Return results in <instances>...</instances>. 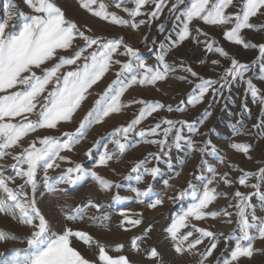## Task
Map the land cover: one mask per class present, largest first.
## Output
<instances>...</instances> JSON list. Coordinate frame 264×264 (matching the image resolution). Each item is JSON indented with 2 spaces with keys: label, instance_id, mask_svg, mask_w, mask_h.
Listing matches in <instances>:
<instances>
[{
  "label": "snow or ice",
  "instance_id": "1",
  "mask_svg": "<svg viewBox=\"0 0 264 264\" xmlns=\"http://www.w3.org/2000/svg\"><path fill=\"white\" fill-rule=\"evenodd\" d=\"M23 3L30 9L28 14L19 11L12 0H9L8 21L12 20L14 15L18 21L16 25H13V31H6L8 22L0 20V159L10 156L13 161L10 165L12 174L6 175V169L0 167V213L18 219L19 223L29 228L30 233L20 241V243H26L27 248L15 250L10 259L7 256L0 259V264H90V261L72 246L71 238L76 237L86 244H90L92 238L87 233L74 231L70 227H64L59 233L51 231L49 221L37 207L35 193L38 170L43 169V183L50 192L57 191V185L60 184L73 187L89 176L99 183L101 190H110L113 187L111 181L103 179L95 171L80 163L67 167L56 178L50 177L48 170L60 167L57 160L72 164L61 153L71 151L73 145L80 143L92 125L104 122L105 118L127 107L128 105L121 103V97L132 86L155 85L159 81L168 79L170 74L179 69L187 74L181 77L182 80L191 84L193 81L189 79L190 76L198 81L187 100L188 104L195 107L202 103L209 93L213 97L223 96L226 89L230 90L232 81L240 80L246 84V92L250 93L253 100L258 101L261 106V118L253 127L264 129V90L257 87L253 78L245 79L253 66L258 63L264 65V37L260 42L249 43L247 37L243 35L245 30L258 33L264 31V24L258 25L252 22L253 18L257 20L264 18V0H174L170 6L168 0H116L115 7L126 13L128 19L108 12L104 4L99 5V10H93L92 6L97 3V0H82L81 6L92 11L94 16L133 30H139L144 25L151 26L154 21L160 20L167 8L174 19L171 30L159 45L156 67L148 65L139 54V50L126 44L123 38L109 40L86 35L76 23L66 18L56 0H23ZM122 5H131V7H122ZM229 8L233 11L229 12ZM138 17L144 18L138 20ZM193 21L221 26L223 37L228 42L244 49L257 50L258 55L251 63H242L234 56H230L223 47L216 46L217 42L208 39L207 33L196 28L194 31L205 37L206 50L218 53L220 57L229 61V66L223 69L217 79L212 80L200 76L183 60L177 65H170L166 62L167 55L192 36L193 29L190 25ZM159 30L161 32L166 30L164 23L159 24ZM77 40L83 43L76 45ZM70 49L73 50L71 55L62 54ZM118 52L119 55L128 59L126 61L114 59ZM53 61L55 62L50 67L45 66ZM211 63L215 66L220 65L219 60H212ZM114 65H119V70L115 73L116 79L108 85L93 107L80 120L74 133H64L66 139L63 140L44 136L30 141L27 146L21 143L30 133L39 129H55L61 122H70L82 102L87 99L89 90L100 82ZM66 67H70L71 70L62 71ZM37 70L40 74H37ZM260 73H264V66L260 67ZM260 78L264 80V75ZM134 103L143 105L139 114L126 127L117 128L110 134V142L115 145L116 151L110 154L107 145H104V152L100 154L97 166L107 165L114 157L118 160L130 146L129 134L135 130L136 126L146 117L164 108V105L159 102L149 103L138 100ZM242 107L247 110L246 104ZM168 110L171 111V107ZM178 110L183 111V109ZM33 115L36 119L30 118ZM205 115H211V113L206 111ZM162 125L167 127L162 128ZM177 125L180 126L177 127ZM185 127L190 133L197 131L196 127L188 121L165 119L147 131L141 130L139 136L159 137L161 131L158 130H162L163 138L144 142L158 145L161 152H164L167 147L168 153L172 151V148L179 151L184 146L194 149L192 139L183 135ZM232 127L234 135L241 134L236 125ZM170 135H172V141L169 146ZM96 143L99 144L98 141ZM17 147L20 148L19 152L10 151ZM231 148L245 154L251 150L250 145L242 143H232ZM199 151L202 154L210 152L215 155L217 148L211 141H207L203 147L199 148ZM85 155L92 159V149H89ZM154 159L159 161L160 155L156 154ZM171 159L169 156L167 161L169 168L173 166ZM221 163H223L222 159ZM144 164L145 161L141 160L131 169L133 173H137L135 176L137 182L142 181L144 175L155 179L160 172L158 167L149 169L144 167ZM141 168L143 173L139 171ZM208 171L212 174V178L203 183L202 191H197L196 186L189 182L187 189L170 197L173 200L182 199L189 195L191 190L193 203L173 220L167 231L174 241V250L177 254L192 253L193 250H197L198 245L203 243L204 238H213L214 242L210 247L200 253L199 264H205V261L212 256L219 243L218 235L224 236L225 243L229 239H235L234 249L230 256L222 260V264H239L242 258L250 259L253 256L254 241L264 240V215H258L257 205L252 203V198L256 197L259 200V212L264 213V167L255 173L243 172L239 178L241 186L254 189L249 194L235 191V203L229 205L237 210L235 224L239 234H236L235 230L230 235L215 234L195 224L191 225V230L182 233V229L189 228L190 219L201 221L223 216L226 218L225 223L234 222L233 213L227 209L208 210L220 196L227 198V193H219L216 187H212L214 182H222L226 186L232 185L228 173L219 175L217 179L218 174L215 168L209 167ZM252 178L260 183L249 185L247 181ZM17 179L21 181L20 184H16ZM200 179L203 180V177ZM164 184L166 187L169 186L167 180ZM26 188L31 189V194L25 190ZM132 191L136 193L137 198H144L150 196L153 188L149 185L144 191L139 189H132ZM114 199L119 201L121 197L117 195ZM139 202H143V199ZM162 205L163 200L157 198L147 206L154 209ZM85 207H93L97 210L101 208L99 204L90 201ZM83 212L84 208H77L66 219L82 218ZM121 215L125 216L122 227L124 223L133 227L142 223L141 219H130L123 212ZM107 218V216L104 217V219ZM150 230V228L147 229L146 233ZM194 232L199 233V236L190 239ZM9 239L15 240L16 237L0 232V242H6ZM132 245L134 248H139L137 239H133ZM97 246L100 264H131L126 256L114 258L108 254L105 246ZM121 248L122 246H118L115 251H120ZM0 255L3 254L0 253ZM158 256L157 250L151 249L149 257L156 259Z\"/></svg>",
  "mask_w": 264,
  "mask_h": 264
},
{
  "label": "rangeland",
  "instance_id": "2",
  "mask_svg": "<svg viewBox=\"0 0 264 264\" xmlns=\"http://www.w3.org/2000/svg\"><path fill=\"white\" fill-rule=\"evenodd\" d=\"M168 2L170 6L174 0H168ZM12 3L17 6L19 11L25 14L30 12L23 0H12ZM56 3L64 11L66 18L76 23L86 35L109 40L123 38L126 44L139 50V54L148 65L158 66L156 56L159 45L168 35V31L171 30L174 19L167 8L160 20L154 21L151 26L144 25L139 30H133L130 27H121L94 16L92 11L81 6L82 0H56ZM115 3L116 0H97L92 9L99 10V5L104 4L108 12L116 13L121 18L128 19L126 13L115 7ZM8 5L9 0H0V20L8 22L6 31H13V25H16L18 21L15 15L12 20L8 21ZM122 7H131V5H122ZM228 11L231 12L233 9L229 8ZM142 18L144 17L137 19ZM252 22L258 25L264 24V18L260 20L253 18ZM160 23L165 24L166 30L164 32L159 30ZM190 28L193 29L192 36L167 55L166 62L170 65H177L183 60L200 76L212 80L217 79L222 74L223 69L229 66V61L220 57L218 53L206 50L205 37L196 33L194 31L196 28L207 33L208 39L217 42L216 46L223 47L230 56H234L242 63H251L258 55L257 50L244 49L228 42L223 37L221 26L193 21ZM243 35L247 37L249 43L260 42L264 37V31L258 33L253 30H245ZM82 43L79 40L75 42L76 45ZM72 51L70 49L62 54L71 55ZM114 59L126 61L128 58L119 55L118 52ZM212 60H219L220 65H212ZM54 62L45 66L50 67ZM262 66L264 65L259 63L253 66L252 71L246 74L245 79L253 78L257 87L264 90V80L260 78L261 75H264V73H260ZM67 70H71V68L62 69V71ZM118 70L119 65H114L105 77L89 90L87 99L82 102L81 107L70 122H61L55 129H39L30 133L21 143L27 146L30 141L44 136L63 140L66 139L64 133H74L80 120L93 107L95 101L103 94L108 85L116 79L115 73ZM37 74H40L39 70H37ZM184 75L187 74L178 69L175 73L170 74L168 79L159 81L155 85L140 86L137 84L129 88L121 97V103L128 105L127 107L122 108L119 113H114L105 118L104 122L92 125L80 143L73 145L71 151L61 153L72 164L57 160L60 167L48 170V175L56 178L67 167L80 163L95 171L103 179L111 181L113 187L110 190H101L99 183L89 176L73 187L60 184L57 185V191L50 192L43 183V169L38 170L37 191L35 193L37 207L49 221L51 231L59 233L64 227H70L74 231L87 233L92 238L90 244H86L76 237L71 238L72 246L88 259L90 264H100L97 245L105 246L108 254L114 258L121 255L126 256L131 264H199L200 253L210 247L211 243L214 242L213 238H204L203 243L198 245L197 250H193L192 253L177 254L174 250V241H172L167 229L177 216L187 210L193 200L190 195L191 190H189V195L182 199L173 200L170 197L187 189L189 182L196 186L197 191H202L203 183L212 178V174L208 171L209 167L216 169L217 179H219V175L228 173L232 185L226 186L222 182H214L212 187H216L219 193H227V198H224L223 195L220 196L209 206L208 210L222 211L227 209L233 213L234 222L232 224L225 223L226 218L223 216H218L215 219L206 218L201 221L190 219L189 228L182 229V233L191 230V225L195 224L197 227L212 231L215 234L230 235L233 230L239 234V229L235 224L237 210L234 207H229V205L235 203V191L239 190L244 194L254 191L251 187H244L239 184V178L243 172L255 173L264 167V129L253 127L261 118V106L258 101L253 100L250 93L246 92V84L236 80L231 82L230 90L226 89L223 96L213 97L209 93L202 103L193 107L187 103V100L191 96L192 88L198 81L189 76V79L193 81L190 84L181 79ZM138 100L149 103L159 102L164 105V108L146 117L136 126L135 130L129 134L128 143L130 146L118 160L114 157L107 165L97 166L99 156L104 152V145H107L110 154L116 151L115 145L110 142V134L117 128L126 127L139 114L143 105L134 103ZM245 104L247 110L242 107ZM169 107H171V111L168 110ZM178 109H183V111ZM206 111L211 115L206 116ZM30 118L36 119L34 115ZM165 119L188 121L196 127L197 131L194 133H190L186 127L183 130V135L190 137L194 142V149L184 146L179 151L172 148V151L168 153L167 147L164 152H161L158 145L144 142L145 140L163 138L162 130H158L161 131L159 137L146 135L142 138L139 136V132L141 130L147 131ZM233 125L240 129V135L233 134ZM179 126L177 125V127ZM165 127L167 125H162V128ZM168 140L170 146L172 135L168 137ZM97 141L99 144L96 143ZM207 141H211L216 146L217 153L215 155L210 154V152L202 154L199 151V148L203 147ZM232 143L248 144L251 146V150L248 154L237 152L231 148ZM89 149H92V159L85 155ZM10 151L19 152L20 148L17 147ZM156 154L160 155L159 161L154 159ZM117 155H119L118 152ZM169 156L172 158V168L168 167ZM221 159L223 163H221ZM141 160L145 161L144 167L149 169L158 167L160 169L155 179L149 175H144L142 181L137 182L135 179L137 173H133L131 169ZM12 163L10 156L0 159V167L6 169V175L12 174L10 168ZM139 171L143 173V168ZM200 177H203V180ZM165 180L169 182L167 187L164 184ZM20 183L21 181L17 179L16 184ZM247 183L251 185L260 183V181L252 178ZM115 185H119V187H115ZM149 185L153 188L149 197L137 198L136 193L132 191V189L144 191ZM25 190L31 194L30 188ZM117 195L121 197L119 201L114 199ZM157 198L163 200V205L154 209L149 208L147 205ZM140 199H143V202H139ZM89 201L99 204L100 210L85 207ZM252 203L257 205V214L264 215V213L259 212V200L256 197L252 198ZM77 208H84L82 218L67 220L66 217L72 215ZM122 212L130 219H141L142 223L135 227L124 223L122 227V221H125V216L121 215ZM105 216L108 218L104 219ZM149 228L151 230L146 233ZM0 232L16 237L15 240L9 239L6 242H0V253L3 254L0 255V259H4L5 256L10 259L15 250L27 248L26 243H20V241L29 235L30 230L27 226L19 223L18 219L0 213ZM198 236L199 233L194 232L190 239H195ZM133 239H137L138 249L133 247ZM218 239L217 248L213 251L212 256L205 261V264H222V260L230 256L234 249L235 239H229L227 243L224 242V236L218 235ZM118 246H122L121 250L115 251ZM153 248L159 253L156 259L149 257ZM253 248V256L250 259L242 258L239 264H264V240L257 239L254 241Z\"/></svg>",
  "mask_w": 264,
  "mask_h": 264
}]
</instances>
